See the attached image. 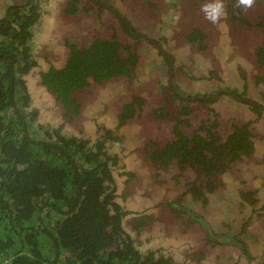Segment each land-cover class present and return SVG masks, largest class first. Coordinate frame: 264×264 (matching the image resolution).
<instances>
[{
  "label": "trees",
  "instance_id": "1",
  "mask_svg": "<svg viewBox=\"0 0 264 264\" xmlns=\"http://www.w3.org/2000/svg\"><path fill=\"white\" fill-rule=\"evenodd\" d=\"M16 1L5 6L0 14V259L9 257L7 264L201 262L207 255L199 246L186 253V259L192 261L183 263L156 255L157 252L141 244L146 237L141 236L146 234L143 229L164 220L161 217L167 213L177 226L186 227L189 223L213 243L223 244L216 248L217 252L211 251L216 258L214 264H241V256L249 264H264L262 234L258 235L257 246L250 249L246 221L242 224L240 221L238 226L236 218L228 223L222 220L218 233L208 220L213 215L215 200L223 196L229 199L234 196L235 211L246 215L249 211V219L256 211L264 214V200L259 198L258 188H244L240 183L232 191L226 181L232 175H241L239 165L243 162L249 168L261 165L264 175V152L256 154L264 151L257 148L259 140H264V132H258L255 126L263 121L264 129V104L238 98L257 117L231 120L221 130L216 119L192 122L200 118L202 109H209L208 100L194 99L168 83L157 86L160 98L148 111L141 95L126 103L115 122L116 130H124L123 133L131 126L133 130L146 112L171 121L167 140L163 143L153 138L144 140L135 150L144 165L156 171L153 172L156 187L171 183L167 175L183 183V191L175 190L177 195H168L158 203L162 209L157 218L146 212L131 215L116 200L113 166L118 159L113 146L120 142L110 135L111 129L101 127L103 135L95 139L66 134L57 123L38 121L39 111L32 106L40 90L49 92L64 104L66 123L75 124L84 117L83 109L92 100L93 95L88 93L94 85L104 86L109 78L120 80L134 75L140 56L151 54V50L142 43L131 48L117 37V29L112 25L107 31L111 36L94 37L87 43L65 37L66 62L57 65L51 58L46 69L36 71L40 57L51 53L45 44L39 45L35 40L45 7L42 0ZM103 3L63 0L62 14L67 17L79 13V16ZM118 21L123 22L121 16ZM259 25L263 27L262 23ZM201 37L199 43L205 34ZM135 38L157 46L143 33H137ZM189 40L195 38L190 36ZM166 55L163 54L162 65L158 66L162 69L166 64L170 66L172 60ZM257 61L264 66L263 48L257 51ZM168 66L167 72L172 74ZM176 72L174 66V78ZM31 77L37 82L31 81ZM256 79V83L264 82L263 71L257 72ZM259 93L264 95V91ZM123 137L126 138L122 134ZM163 171L170 172L164 179L159 176ZM154 234L153 228L147 236ZM240 249L241 255L235 257L234 253Z\"/></svg>",
  "mask_w": 264,
  "mask_h": 264
},
{
  "label": "rangeland",
  "instance_id": "2",
  "mask_svg": "<svg viewBox=\"0 0 264 264\" xmlns=\"http://www.w3.org/2000/svg\"><path fill=\"white\" fill-rule=\"evenodd\" d=\"M13 1L16 0H0V14L4 12L5 6ZM21 1L17 0L16 2ZM197 1L199 2V0ZM62 2L63 0L41 1L45 7V13H43V20L37 26L35 40L39 45L40 43H45L52 50L48 55V63L51 58H54V62L58 64L65 60L68 51V47L65 45V37L86 42L90 37L105 31L108 28L106 27L107 21L114 20L111 13L101 14L96 10H85L79 16L78 13L73 16L62 17L60 14ZM207 2L210 4L213 0ZM178 3L179 0H173V2L172 0H115L113 7L135 23L132 31L145 33L147 36L159 40L173 53L179 66L181 63H184V67L182 69L180 68L177 73L180 78L185 77L191 80L190 85L185 82L186 80L182 81V86L188 87L187 92H202L205 89H211V87L217 85H229V82H231L233 85L237 84L241 88L239 90L247 97L260 100L259 90L264 89V83L262 82L260 85H256V77L252 73L254 71L252 66L256 65L257 62L255 45L260 44L264 46V30L263 33L261 32L260 37L256 38L250 31L251 28L248 25L240 26V23L235 21L229 27L224 24L227 19L222 17L218 23H211V26L206 28L210 35L208 44L212 47V51H208V53L202 56L192 51L184 37V33L181 32L180 28L172 20V14L174 17L176 15L174 7ZM199 4L201 5V3ZM70 8L73 9L72 6ZM261 8L264 11V5ZM107 16L111 19L108 20ZM199 18L206 24L210 23L204 18V15H199L197 19ZM191 26L192 24L188 25L183 32L186 34ZM146 44L150 50L153 49L152 45ZM156 57L157 52L155 51L149 54L146 68L149 67L148 69H150L152 67L151 63L154 62ZM158 59H160L159 56ZM242 68H245L247 73L246 80L248 81V87L246 90L241 87V84L243 85L244 83L243 77L240 76ZM192 75L194 78H192ZM157 83L156 80H153L150 82L153 86H148L147 83L142 89L141 87L139 88V91L142 90V95L145 97L147 111L158 102ZM30 84L32 85L31 82ZM136 86L137 84L130 88L127 83H124L122 88L118 83H108L105 87L99 88L95 91L89 108L85 109L84 117L76 121L75 124L69 125L61 117L58 108L51 103L52 97L49 92L43 91L41 93L39 91L36 96L35 90H32V93L36 96L33 99L34 106L32 108L38 109L39 115L37 120L44 124H48L49 122L57 123L66 134H78L79 136L95 139L103 135L104 131L101 127H114L115 121L117 120V110L121 107L125 98L124 92L126 90L137 91ZM116 95L117 99H115ZM120 96H123L122 100L119 98ZM225 101L224 104L222 102L213 104V106H217L219 109L221 130L223 127L229 126L232 119L236 118V121H238L249 115L248 108L239 109L241 104L230 99ZM259 125L261 126V124ZM127 130V133H123L124 130H111L110 133L111 136L118 137V140L115 141L120 142L113 146L114 153L118 159V163L113 166L114 179H116L117 187L116 200L123 207L130 210L131 215L142 212L152 214L158 211V208L155 206L157 201H161L162 198L168 195H177L175 190H182L183 183L175 182L171 178V175H167L170 172L163 171L159 176L163 178L167 175L166 177L171 180V183L163 188L157 185L154 190V171L144 165L135 149L144 144V140L149 141L153 138L158 143H163L167 140L170 135L169 120H164V118L160 119L151 114L148 115L146 112L139 122L135 123L133 130L132 126ZM122 134L126 136L125 139H122ZM262 145L264 146L263 139L259 140L257 148L261 149ZM261 153L262 151L256 152L258 155ZM239 168L241 175L239 174V177H234L233 175L228 177L229 179L226 180L229 182L228 185L235 187V184H238V180L249 179L250 183L247 180L245 182L253 185L255 188L258 187L260 189L258 196L264 199V175H262L263 170L261 165L249 168V165L243 162V164L239 165ZM246 171L250 172L246 173ZM129 172H131L130 175ZM257 175L259 176L256 177ZM233 199L234 196L231 199L223 196L215 200L217 203L216 206L213 205L215 208L212 213L213 215L208 218L209 224L216 232L220 233L222 220L228 223L231 222L232 218H236V224L238 226L246 221L245 224H249L247 230H249V236L251 237L248 239V244L250 249H253L257 246L259 240L258 235L260 236L262 234L261 239L264 240V214L261 211H256L249 219V211H247V215L246 213L235 211ZM242 216L244 217L240 220ZM158 221L160 224L152 222V224H149L150 228L148 230L143 229V232H146V234L141 236L146 237L141 240V244H145L146 248L149 247L148 249L157 252L156 255H165L174 261L190 263L192 258L186 259V253L198 247L202 239L204 242L205 235L194 226L190 227L189 223L185 224V227L182 226L183 224L177 226L171 219L170 221ZM153 228L154 233H156L154 237L147 236L153 231ZM222 245L214 243V250H217L216 248ZM144 247L142 246L140 248L144 250ZM204 252L207 255L205 256L206 258L201 262L193 260L191 264H214L216 258L213 257L215 255H212L211 250H205L204 248ZM216 255L221 257L219 253H216ZM234 255L235 257H239L241 254L234 253ZM240 262L241 264H249V261L244 259L243 256H241Z\"/></svg>",
  "mask_w": 264,
  "mask_h": 264
},
{
  "label": "flooded vegetation",
  "instance_id": "3",
  "mask_svg": "<svg viewBox=\"0 0 264 264\" xmlns=\"http://www.w3.org/2000/svg\"><path fill=\"white\" fill-rule=\"evenodd\" d=\"M102 1H104L103 4H98L99 7L92 8V10L93 11L96 10V11L100 12L101 14L107 13V12L111 13L113 18H114V20L111 19V18H108V16H107L108 20L111 19V21H107L106 22V27H108V28H106L105 31H103L101 34H98L96 36L90 37L88 40H90V39H92L94 37L97 38V37H101V36H104V35H105L104 37L111 36L112 34L107 33V31L113 25V27L117 29L116 30L117 37L120 38L123 42H128L131 48H134V46L136 44H138V43H142L143 45H145L146 43L150 44L148 41H146V39L143 40L142 42H140V41H138L135 38L137 33H141V32H134L132 30L130 31V29H133L135 27L134 26L135 23L132 20H130L129 18L125 17L123 14H121L118 11V9H115L113 7V4H114L115 0H102ZM207 1H209V0H199V2L197 0H179V3L176 4L175 7H174V12L176 14L175 17L172 14V20H174V22L177 25V27L180 28L181 32L184 33V37H185L187 43L190 45L192 51L196 52V53H198L199 55H202V56L204 54L208 53V51L209 52L212 51V47H210L209 44H208V39H209L210 35H209V32L206 30V28H209L211 26V23H209V24L207 23L206 24L205 22H203L201 20V18L197 19L199 15H204V13L201 11V7L204 4H209ZM172 2H173V0H172ZM110 3H112V4H110ZM199 3H201V5ZM223 3H225L224 4V9H225V12H226V16H224V17L227 19V21L224 23L225 25H228L229 27H231V23H234L235 21H237V22L240 23V26L248 25L251 28L250 31L254 34V36L256 38L260 37L261 32L263 33V30H264V18H263L264 17V11L261 8L264 5V1L255 0L254 5L251 8H249V9H243V8L236 7V0H225V2L223 0ZM260 5H262V6H260ZM169 12H171V11H169ZM60 14H61L62 17H65L62 14V9L60 10ZM119 16H121V19L123 20L122 23H120L118 21L119 20ZM175 18H176V20H175ZM260 23L263 24V27H261L259 25ZM191 24H192V26L190 27V29L185 34V32H183V31L188 27V25H191ZM194 31L196 32L195 34L193 33ZM143 34H145V33H143ZM203 34H205V37L203 38V41H201L199 43V40H200V38H202L201 36ZM190 36L194 37L195 40L194 41L189 40ZM64 37H65V35H64ZM152 39H153L152 42H155L157 46H154V45L152 46L153 49L151 50V53L154 52V51L157 52V57L154 60V62L151 63L152 67H150V69H148L149 67L146 68V63L148 62L149 54L144 55V57L140 56V58L137 61L138 69L136 68V70L133 73L134 75H132L130 77H123L120 80L116 79V78H109L107 80V82L104 83L105 84L104 86H102V85H99V86L94 85L90 89V92L88 93L90 96L94 95L95 91H97L99 88L105 87L108 83H115V84L118 83V84H120V86L122 88H123L124 83H127V85L130 88H132L134 85L137 84V86H136L137 91L126 90L124 92L125 93V98L123 100V103L121 104V107L117 110V113H116V119L117 120L116 121H118L119 113H121V110H122L123 106L126 103H129L130 101H132L133 98H136L137 96H140V95L143 96L142 92H141L142 90L139 91V88L141 87V89H142L144 86L147 85V83H148V86H150V85L153 86V84H150V82H152L153 80H156L158 82L157 86H159L160 84L165 85V84L168 83L173 88H175V86H177L178 91L180 93L192 95L194 99L195 98H199V99L203 98V99H206V100L209 101L208 102L209 109H207V110L205 108L202 109L200 111V113H199L200 118L199 117L198 118H194L192 120V122H199V121H202V120L207 121V122H213L215 119H216V121H220V114L218 113L219 109H218L217 106L216 107L213 106V104H215L217 102L218 103L222 102L224 104V102H226L225 100H228V99H230L231 101H234V102H236L238 104H241L242 106L240 105L239 109L248 108L249 115L245 116V118H253V119H255L257 117L256 113L251 112L252 110H251V108L248 105L241 103L237 99L238 98H240V99H248V100H252L251 102H253V103H259V104L263 105L264 104V95L262 96V94L259 93V96L261 97L260 100L252 99V98L247 97L246 95H244V93L241 92V90H239L241 88L237 84L233 85L231 82H229V85H217V86L211 87V89H205L202 92L189 93V92H187L188 87H186V86L183 87L182 86V81L186 80L185 82L190 85L191 84V80L189 78H185V77L180 78L178 76V73H177L180 70V68L182 69L184 67V63H181L180 66H179L177 64V62H176V58L174 57L173 53L170 52L169 48H167L159 40H157L155 38H152ZM87 41H86V43H87ZM44 44L45 43H40V45H43V46H44ZM145 46L148 47L147 44ZM160 47H162L163 49L161 50ZM255 47H256L255 48L256 61H257V51L259 50V48H263L264 49V46H261L260 44H258V45H255ZM47 49H49L48 45H47ZM164 49H165L166 52H164ZM50 51H52V50H50ZM67 54H68V51H67ZM67 54H66V56H67ZM163 54L164 55L167 54L170 57H172L173 61L171 60L170 66H168L166 64V67H164L162 69V67H158V66L162 65ZM158 56L160 57V59H158ZM66 60H67V57L60 64L55 63L54 60H53V63L57 64V65H62V64H64L66 62ZM48 65H49L48 57L45 56V55H42L40 57L39 62H38V66H37V70L36 71H40L41 68L42 69H46L48 67ZM167 66H168L169 71L173 70V72H174V66L176 67V71H177L176 73L177 74H176L175 78L173 77V75H174L173 72H172L173 75L170 72L169 73L167 72ZM252 68L254 69V71H252V73L255 74L254 77H256V74H257L258 71L259 72L263 71V73H264V66H262L258 61L256 62V65L252 66ZM146 72H148V74H146ZM166 72H167V74H166ZM240 73H241L240 76H242L243 80H244L243 81L244 83H243V85L241 84V87H243L246 90L247 87H248V85H247L248 81L246 80V75H247L246 69L242 68ZM189 75H191V74L189 73ZM31 78H33L34 82L35 81L37 82L35 77H31ZM192 78H194L193 75H192ZM256 81H257V79H255V82ZM258 81H259V79H258ZM261 83L262 82L259 81L258 83H256V85L258 86ZM35 90L37 91V89H35ZM261 91H264V89H262ZM261 91L259 90V92H261ZM40 92L43 93V91H41V90H40ZM139 92H140V94H139ZM157 93H158V96H159L160 92L157 91ZM239 94H242V95L239 96ZM117 95H118V92H117ZM117 95L115 96V99H117ZM51 97H52L51 103H53L54 106H56L58 108V110L60 111L61 117L65 118L63 116V112H64V106L63 105L64 104L62 103V101L56 99L53 95H51ZM77 97L80 100L79 95H77ZM119 98H121V100H122L123 96H120ZM159 98L160 97H158V99ZM254 101H257V102H254ZM90 104H91V102H89L86 105V108L83 109L84 110V114H85V111H86L85 109L89 108ZM243 106H246V107H243ZM232 120H234V119H232ZM169 124L171 125V121L170 120H169ZM259 124H261V126ZM255 126H256V130L258 132H264V129L262 128L263 127V121H262V123L255 124ZM108 128H110L111 130H116L115 125H114V127H108ZM122 139H125V138H122ZM257 142H258V140L255 141V143H257ZM254 146L256 147V144H254ZM261 149H264L263 145H262ZM263 152L264 151H262V153ZM246 173H249V172H246ZM130 174H131V172H129V175ZM244 177H245V173H244ZM171 178H172V176H171ZM166 179H168V178H166ZM245 180H247V182L250 181L249 179H245ZM245 180L244 179L238 180L237 181L238 184H235V187L230 185L232 191L235 190L236 187H239L240 183H243V185H245L244 188L249 187L251 189H255V187L253 185H249L250 182L247 184L245 182ZM175 182H177V181L175 180ZM155 188H156V185L154 186V190H155ZM256 188H258V187H256ZM181 191H183V188H182ZM259 191H260V189L258 188V192ZM161 202H162V200L161 201L160 200L157 201V204L155 206H156V208H158V211L152 213L153 217L157 218L159 216L160 208L162 209V207L161 206L159 207L158 203L160 204ZM171 218L172 217L169 216L167 213H164L163 217H161V219H164L165 221H170ZM202 242H203V239H202ZM202 242H201V244H199V247L205 248V249H210L211 251L213 250L214 252H217V250H214L215 246H213L214 243L211 241V238L209 240V238L205 237V241L203 243ZM210 246H211V248H210ZM240 252H241V249L236 251L235 254H239Z\"/></svg>",
  "mask_w": 264,
  "mask_h": 264
},
{
  "label": "clouds",
  "instance_id": "4",
  "mask_svg": "<svg viewBox=\"0 0 264 264\" xmlns=\"http://www.w3.org/2000/svg\"><path fill=\"white\" fill-rule=\"evenodd\" d=\"M254 3L255 0H236V7L249 9ZM201 11L204 13V18L213 24L218 23L226 15L223 0H213L210 4H204Z\"/></svg>",
  "mask_w": 264,
  "mask_h": 264
},
{
  "label": "built area",
  "instance_id": "5",
  "mask_svg": "<svg viewBox=\"0 0 264 264\" xmlns=\"http://www.w3.org/2000/svg\"><path fill=\"white\" fill-rule=\"evenodd\" d=\"M8 261H9V257L8 258L0 259V264H7Z\"/></svg>",
  "mask_w": 264,
  "mask_h": 264
},
{
  "label": "bare ground",
  "instance_id": "6",
  "mask_svg": "<svg viewBox=\"0 0 264 264\" xmlns=\"http://www.w3.org/2000/svg\"><path fill=\"white\" fill-rule=\"evenodd\" d=\"M264 219V218H263ZM256 238V237H255ZM257 239V238H256ZM250 250V249H249ZM256 251V250H255ZM260 252H262V251H260ZM255 253V252H254ZM258 254V253H257ZM246 264V263H245Z\"/></svg>",
  "mask_w": 264,
  "mask_h": 264
}]
</instances>
